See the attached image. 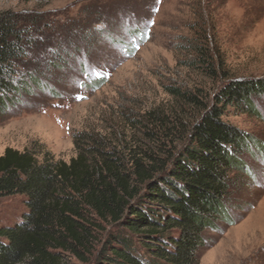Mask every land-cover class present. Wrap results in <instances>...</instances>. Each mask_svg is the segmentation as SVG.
I'll use <instances>...</instances> for the list:
<instances>
[{
	"label": "rangeland",
	"instance_id": "rangeland-1",
	"mask_svg": "<svg viewBox=\"0 0 264 264\" xmlns=\"http://www.w3.org/2000/svg\"><path fill=\"white\" fill-rule=\"evenodd\" d=\"M1 13L37 15L46 27L38 32L43 42L18 68L23 89L0 113V154L42 146L68 163L77 154L74 137L82 133L118 146L144 143L143 124L135 119L163 114L185 126L198 118V105L171 90L207 107L227 82L264 78V0H0ZM80 28L94 37L101 29L104 37L84 45ZM58 47L64 61L52 66ZM253 103L256 114L224 110L223 120L253 140L242 156L249 172L234 179L227 203L232 223L219 222L220 231L206 233L210 242L198 264H264V98ZM24 212V196L0 199V227Z\"/></svg>",
	"mask_w": 264,
	"mask_h": 264
},
{
	"label": "trees",
	"instance_id": "trees-1",
	"mask_svg": "<svg viewBox=\"0 0 264 264\" xmlns=\"http://www.w3.org/2000/svg\"><path fill=\"white\" fill-rule=\"evenodd\" d=\"M42 27L37 15L0 14V113L24 87L18 68L43 42ZM85 31L78 30V39L87 46L104 37L101 29L96 37ZM61 51L53 50L49 64L64 61ZM171 92L198 105V118L185 126L163 114L135 119L143 124L144 143L118 146L82 133L68 163L42 146L0 154V199L22 195L25 203L15 224L0 227V264H69V257L81 264H198L206 233L232 223L227 203L234 179L249 172L242 156L253 140L223 120L224 110L256 114L253 101L264 98V78L227 82L207 107Z\"/></svg>",
	"mask_w": 264,
	"mask_h": 264
}]
</instances>
